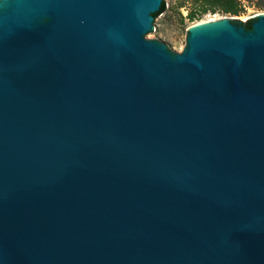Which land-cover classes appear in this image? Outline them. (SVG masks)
<instances>
[{"label": "water", "instance_id": "1", "mask_svg": "<svg viewBox=\"0 0 264 264\" xmlns=\"http://www.w3.org/2000/svg\"><path fill=\"white\" fill-rule=\"evenodd\" d=\"M163 1L0 11V264H264V16L173 57Z\"/></svg>", "mask_w": 264, "mask_h": 264}, {"label": "rangeland", "instance_id": "2", "mask_svg": "<svg viewBox=\"0 0 264 264\" xmlns=\"http://www.w3.org/2000/svg\"><path fill=\"white\" fill-rule=\"evenodd\" d=\"M11 1L0 0V11L6 9L7 4ZM252 1L254 0H241L245 11L239 16L218 11L216 13L208 12L191 22L188 19V15L195 8L191 0H166V11L158 18L153 19L157 31L148 40L169 50L170 54L175 57L187 51L192 34L191 27L198 22L217 18L218 21H213L209 25L229 21L233 26L239 28L241 26L236 23L237 21L245 23L249 19L264 16V11L251 7Z\"/></svg>", "mask_w": 264, "mask_h": 264}, {"label": "trees", "instance_id": "3", "mask_svg": "<svg viewBox=\"0 0 264 264\" xmlns=\"http://www.w3.org/2000/svg\"><path fill=\"white\" fill-rule=\"evenodd\" d=\"M191 3L195 8L188 15L189 21H195L201 16L207 14L208 12L216 13L221 12L224 14H231L234 16H239L245 11V8L241 4V0H191ZM251 7L257 10L264 11V0H254L251 2ZM166 11V2L163 1L160 10L153 14L156 19ZM257 19H249L245 23L237 21L236 23L244 27L247 31L253 29V23Z\"/></svg>", "mask_w": 264, "mask_h": 264}, {"label": "bare ground", "instance_id": "4", "mask_svg": "<svg viewBox=\"0 0 264 264\" xmlns=\"http://www.w3.org/2000/svg\"><path fill=\"white\" fill-rule=\"evenodd\" d=\"M216 22L218 21L217 18H214V19H209V20H204L202 22H198L196 24H194L192 27H191V30L194 32V33H197V32H200V30H203L205 29L206 26L209 25V23L211 22ZM217 24V23H216ZM228 25L227 22H222L221 24L217 25L219 27H226Z\"/></svg>", "mask_w": 264, "mask_h": 264}]
</instances>
